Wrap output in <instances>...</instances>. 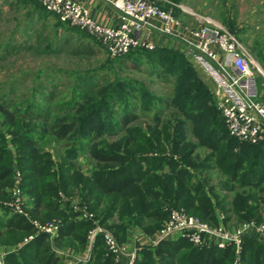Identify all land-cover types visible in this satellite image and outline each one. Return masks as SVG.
I'll return each mask as SVG.
<instances>
[{
	"label": "trees",
	"instance_id": "16d2710c",
	"mask_svg": "<svg viewBox=\"0 0 264 264\" xmlns=\"http://www.w3.org/2000/svg\"><path fill=\"white\" fill-rule=\"evenodd\" d=\"M39 4L46 9L40 2ZM38 13L45 16L43 11ZM65 23L69 24L68 29L71 32L65 37L64 45L73 47L75 55H92V49L86 44L85 37L77 40L75 38L77 32L82 35L88 33L69 22ZM231 28L236 29L234 23ZM74 40L78 42L74 44ZM150 51L154 59L162 64H168L170 58L173 64L178 61L175 62L177 57L174 59L177 52L170 48L158 47ZM258 83L260 86L259 78ZM196 84L198 85V79ZM190 91H183L179 98V94L173 97L171 103V106L178 107L188 120H181L177 113L173 118H168V121L160 115L154 120V126L149 127L151 132L141 137L131 136L132 131L127 128V138L109 143L106 148L104 146L93 150L92 157L96 162L91 170H84L74 163L75 158L71 151L65 155L69 161L59 165H56L57 162L49 153H39L41 151L36 148L18 154L15 158L11 149L6 146L8 140L5 134L0 131V252L3 264H67L69 258L58 253L53 247L50 234L39 231L28 217L14 212L9 206L15 185L16 168L23 173L24 192L27 191V195L32 197L25 202L29 216L41 223L55 219L59 221V230L53 236L54 241L72 242L80 251H84L87 246L88 235L95 225V220L103 226L106 225L121 242L127 238L132 227H141L146 234L155 233L168 220L169 213L174 208H182L205 221L218 220L216 223L219 222L218 206H222L226 213H234L241 221L263 220L262 165L260 157L255 156L251 161L250 154L255 151L257 153L258 150L264 151V141L258 144L243 142L247 147L242 145L240 152H233L231 147L234 145L229 136L233 137L216 105L224 121L225 131L220 128L222 124L218 126L214 123V117L210 116L209 112L202 127L207 128L210 142L202 143L212 147L213 151L205 157L195 155L201 144L191 142L185 133L176 135L172 120L178 118L182 125L189 129L192 127L196 134L197 123L191 119L194 112L186 110L182 103L184 95ZM165 104L169 106L168 101ZM83 105L81 107L85 111ZM19 107L15 106L12 98L3 95L0 100V114L5 117L3 123L13 136L12 143L34 147L37 141L32 138L33 132L13 131V128H19L23 122L36 119H45L50 123L51 118L43 113V106L35 103L31 105L32 110L25 112H21ZM211 109L218 113L214 106H211ZM95 110L86 111L91 114ZM89 114H84L83 117L90 119ZM119 115L124 127L137 117L133 112L125 115L121 111ZM77 127L76 119L56 118L47 126L45 132L54 135L58 141L65 140V146H73L71 138H67ZM90 130L92 134L88 135L87 140H99L109 133L103 120H94ZM20 133H24V136ZM216 134L219 136L214 139ZM197 137H200V134L197 133ZM226 140L227 148L220 152L219 149ZM256 145L261 146L256 149L253 147ZM211 161H216V168L229 177L228 181L223 183L226 188L233 190L235 196L228 205L225 204V199H220L216 194L218 186L211 184V175L207 172L212 168L209 166ZM245 165L248 166L245 168ZM167 167L169 170H166ZM230 182H241L239 190L236 191L235 186H229ZM76 206L85 208L94 217H83V212L77 210ZM233 247L231 245L221 249L217 246H196L183 237L166 239L154 247H142L138 251L137 264H224L231 257ZM243 250L248 264H264L263 242L246 236ZM93 260H96L97 264H118L114 255L107 253L105 242L100 235L94 241ZM93 260L88 264H95Z\"/></svg>",
	"mask_w": 264,
	"mask_h": 264
},
{
	"label": "rangeland",
	"instance_id": "374dc122",
	"mask_svg": "<svg viewBox=\"0 0 264 264\" xmlns=\"http://www.w3.org/2000/svg\"><path fill=\"white\" fill-rule=\"evenodd\" d=\"M159 1L163 7L172 10L174 15L191 26L200 25L199 16H211L237 36L250 59L261 68L260 70L256 67L255 72L259 78L261 98L264 101V0H180L179 3L169 0ZM39 2V0H0V100L3 95L12 98L15 106H20L21 112L36 109V106L31 107L32 103H35L43 106L45 108L43 113L51 118L50 123L45 119H36L32 122H23L19 128H13V131L30 130L34 133L32 138L37 141L34 147H24L19 143L11 142L13 136L3 123L5 117L0 114V131H3V135L5 134L8 140L6 146L11 149L15 158L18 154H24L36 148L37 151H41L39 153H49L57 162L56 165H59L69 161L65 155L71 151L75 158V160L72 159L74 163L76 162L84 170H91L96 162L92 157L93 150L104 146L106 148L109 143L121 141L123 137L127 138L129 135L126 132L127 128L131 129V136L141 137L151 132L149 127L154 126V120L160 115L168 121V118H173L177 113L181 120H188L178 107L171 106L173 97L179 94V98L183 91L187 90L191 91L184 95L182 103L186 110H193L194 116L191 119L196 121L198 129L195 130V134L192 127L189 129L176 118L172 119L175 124L174 132L176 135L185 133L191 142L201 144L195 155L200 154L205 157L212 153V147L202 143L210 142L207 128H203L202 123L207 120V114L210 112V116L214 117V123L218 126L222 124L220 128L223 132L225 131L224 121L216 107V84L185 47L175 45L170 48L177 52L174 57V59L177 57L175 62L178 60L176 64H173L171 58V64L170 62L162 64L154 59L151 55L152 51L145 48L133 49L123 56H112L108 53L106 45L97 37L89 33V35H82L75 31L77 32L76 40L85 37L84 40L93 53L92 55H75L72 51L73 47L64 45L65 37L71 32L68 29L69 24L62 21L56 13L44 9ZM42 11L45 16L38 13ZM233 23L236 27L234 30L231 28ZM76 40L73 41L74 44L78 42ZM99 91L100 94H98ZM86 101L89 102L85 104ZM167 101L169 106L165 104ZM83 104L85 111L81 107ZM211 106H214L218 113L213 111ZM91 109L96 110L89 114L86 110ZM121 111L125 115L133 112L137 117L124 127L121 124L122 117L119 115ZM84 114L85 116L89 114L90 119L83 117ZM56 118L77 120V130L67 138H71L70 142L73 146H65V140L58 141L54 135L45 132L47 126H50ZM94 120L95 122L103 120L109 133L99 140H87L88 135L92 134L90 128ZM197 133L200 137H197ZM20 134L24 136V133ZM218 136L216 134L214 139ZM229 138L234 145L231 147L233 152H240L242 145L247 147L244 141L235 137L229 136ZM260 146L253 147L257 149ZM226 148L227 140L219 150L222 152ZM250 155L251 161L255 156L260 157L261 173L264 177V151L258 150L257 153L255 151ZM209 166L212 167L211 170L208 169L210 171H207L211 175V184H216L219 188L215 191L216 194L220 199L226 200V205L230 204L235 193L226 188L223 183L227 182L229 177L216 168V161H211ZM16 169L15 181L18 180L22 188L24 176L18 168ZM166 170L169 168L167 167ZM239 183L241 182H230L229 186L237 187L235 189L237 191L241 186ZM261 186H264V181ZM251 188L247 187V189ZM22 191L25 202L29 201L32 197L27 195V191L25 193L23 188ZM218 207L219 222L216 223L218 220L213 219L207 221L209 224L217 226L223 223L232 230L245 222L238 220L234 213H226L222 206ZM220 213L227 215L224 220L220 219ZM262 214L264 217V209ZM228 216H231L230 219L227 218ZM166 222L167 220L161 228ZM260 223H264V219L260 220ZM104 227L107 228L106 225ZM108 230L114 235L113 231ZM156 232L146 234L141 227L136 226L133 234L128 233L124 241L116 239L130 251L134 249L139 251L140 234L152 236ZM246 236H252L264 243V235L261 232L248 231L242 237L240 249L234 246L230 253L231 257L224 264H248L243 253ZM51 241L58 252L61 251V254L69 257L67 264H88L93 260L95 240L92 241L89 235L84 251H80L72 242H56L53 237ZM156 245L152 243L145 246ZM105 249L107 253H110L106 244ZM0 255L2 261L1 252ZM93 261L97 264L96 260Z\"/></svg>",
	"mask_w": 264,
	"mask_h": 264
},
{
	"label": "built area",
	"instance_id": "2783aa9c",
	"mask_svg": "<svg viewBox=\"0 0 264 264\" xmlns=\"http://www.w3.org/2000/svg\"><path fill=\"white\" fill-rule=\"evenodd\" d=\"M39 1L62 21L97 37L106 45L108 53L115 57L136 48L156 49L157 45L151 41L153 33L178 40L215 82L216 105L225 118L230 135L251 144L264 141V101L255 72L256 67L261 68L250 59L240 39L220 21L203 15L199 16L200 25L195 27L180 20L159 0H107L122 15L120 24L111 26L97 21L88 8L74 0ZM9 206L14 212L28 217L39 231L51 237L57 234L59 221L41 223L29 216L18 180ZM76 208L83 212V217H94L85 208ZM225 218V214L220 213V219ZM94 224L89 232L92 241L102 236L118 264H136L137 249L130 251L97 220ZM250 230L264 235V223L245 221L231 230L223 223L213 226L197 215L174 208L157 234L159 242L180 236L196 246L214 245L226 249L233 245L240 249L242 237ZM207 237L211 238L210 242ZM121 255L127 258L122 260Z\"/></svg>",
	"mask_w": 264,
	"mask_h": 264
},
{
	"label": "crops",
	"instance_id": "0c3cea01",
	"mask_svg": "<svg viewBox=\"0 0 264 264\" xmlns=\"http://www.w3.org/2000/svg\"><path fill=\"white\" fill-rule=\"evenodd\" d=\"M86 8H88L92 14V16L99 21L102 24L105 25H118L121 22L122 15L119 10H117L111 3H109L107 0H74ZM151 41L154 42L157 47H164V48H172L175 45H181L184 47L182 43H180L178 40H175L170 37L162 36L157 33H153L151 36ZM261 89V88H260ZM135 230V227H132L131 230L128 232L129 235H132ZM158 232L152 236H147L143 233H139L140 236L138 237V241L141 242L139 250L144 247L147 244H158L160 243L158 241ZM178 237H174L172 239H178ZM207 240L210 242L211 238L207 237ZM210 247V246H208ZM58 251V250H57ZM60 254L62 253L59 251ZM58 252V253H59ZM122 260L126 259V255H121L120 256Z\"/></svg>",
	"mask_w": 264,
	"mask_h": 264
}]
</instances>
